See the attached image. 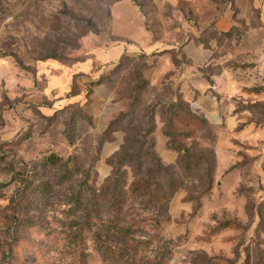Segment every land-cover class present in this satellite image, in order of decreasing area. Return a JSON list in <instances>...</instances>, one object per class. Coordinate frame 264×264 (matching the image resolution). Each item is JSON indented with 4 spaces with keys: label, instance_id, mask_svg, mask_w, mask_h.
Listing matches in <instances>:
<instances>
[{
    "label": "rangeland",
    "instance_id": "1",
    "mask_svg": "<svg viewBox=\"0 0 264 264\" xmlns=\"http://www.w3.org/2000/svg\"><path fill=\"white\" fill-rule=\"evenodd\" d=\"M116 1L0 0V264L14 237L43 240L9 209L21 190H29L30 216L54 222L62 236L83 215L81 209L68 212L67 204L81 194L85 205L112 172L124 193L140 179L149 180L150 188L159 182L164 193L175 189L168 213L158 217L167 219L168 264H264V0H210L229 11L234 24L228 32L208 33L217 42L211 70H238L252 83L247 99L236 104L241 122L235 136L225 126L208 124L186 101L177 76L186 70L185 62L174 55L162 76L156 74L158 60L142 52L104 66L100 77L95 72L100 65L92 73L75 69L94 57L95 49L110 45L112 7L121 2ZM126 1L141 3L145 24L156 26L157 37L180 24V14L177 18L169 5ZM101 77L120 104L113 120L126 116L108 133L94 130L93 104L85 94L90 82ZM148 112L154 132L147 140L162 165L170 167L166 172L158 173L149 161V145L141 151L145 132L130 130L145 128ZM250 130L254 134L244 135ZM116 131L123 134V143L113 155L121 156L104 177L100 161ZM51 155L76 158L78 170L70 181L65 167L47 168L45 159ZM209 180L211 190L201 196ZM124 195L118 198L122 220L160 214L148 196ZM45 253L50 263L69 262L58 248ZM157 260L150 253L140 264Z\"/></svg>",
    "mask_w": 264,
    "mask_h": 264
},
{
    "label": "crops",
    "instance_id": "2",
    "mask_svg": "<svg viewBox=\"0 0 264 264\" xmlns=\"http://www.w3.org/2000/svg\"><path fill=\"white\" fill-rule=\"evenodd\" d=\"M149 1L160 7H173L177 18L180 14V24L168 31L164 29V35L157 37L158 29L154 25L146 26V15L140 7L130 5L126 0L118 2L112 7L110 45L95 49L93 59H86V62L78 63L77 68H72L77 70L80 67L79 70L92 73L94 66L100 65L95 70L96 76L100 77L104 66L117 64L125 55L142 52L158 60L156 74L162 76V68H169L173 64L174 55L175 60L185 62L186 70L180 71L177 76L181 78L179 83H182L186 101L197 106L198 114L208 124L215 127L225 126L227 133L235 136L241 122V113L236 104L247 99V87L252 83L247 79L248 76L244 77L238 70H211L210 66L215 65L216 61L214 52L217 42L213 37L208 38V33L219 34L233 28L230 12L218 9L210 0ZM152 19L156 20V16ZM74 74L75 71L72 72ZM89 98L93 104L94 130L103 133L121 111L120 104L113 89L106 83L93 87ZM252 133L254 134V130L244 135ZM112 137V143L104 146L100 161V172L104 173V177L110 172L107 160L119 151L123 143L121 132H114Z\"/></svg>",
    "mask_w": 264,
    "mask_h": 264
},
{
    "label": "trees",
    "instance_id": "3",
    "mask_svg": "<svg viewBox=\"0 0 264 264\" xmlns=\"http://www.w3.org/2000/svg\"><path fill=\"white\" fill-rule=\"evenodd\" d=\"M118 1L122 0H117L116 2ZM138 7L142 8L141 3H138ZM103 83L107 84V81L102 77L91 81V90L85 93L89 95L88 97L86 96V99L90 97L93 87ZM81 94L78 93L76 96L80 97ZM148 114L149 112L143 116L147 117L145 128L139 129L138 126H135L130 128V130L135 131V134H138L140 131L145 132V140L141 151L144 150L146 145H149V148L145 151L149 161L153 165L155 163L158 173L166 172L170 167L162 165L161 160L154 152V146L149 144L147 140V137L154 132L152 115L148 116ZM125 117V115H122L118 119L111 121L103 133L111 131V127L115 122ZM133 142L137 143L138 140L134 138ZM183 152L186 157L190 156L189 150H183ZM120 156V153L113 155L107 160V164L114 168V162ZM75 159V157L70 156L67 160H64L63 158L51 155L45 159V165L47 168L58 167L59 165L65 167L68 180L70 181L75 175L73 170H78ZM124 159L120 158L121 161ZM148 181L140 179V181L134 182L124 193L119 189L120 181L118 180L117 172H112L105 180L98 194L94 192L93 198L87 201L85 205L81 194L76 196L74 202L72 201L67 204L70 208L68 212L74 209H81L83 215L80 218L72 220L67 225L70 231L64 234L61 233L62 236L58 233L54 222L48 221L41 216H30L29 208L32 206V203L29 190H21L18 197L12 198L9 209H12L16 213L15 215L18 219L23 220L21 222L26 223L30 229L43 236V240L36 241L24 239L20 236L14 237L4 247V251L1 254L3 258L1 264H55L49 262L45 253L49 251V247L58 248L64 252L65 258L69 261L67 264H140L143 263L150 253H156V260H158L154 264H168L170 250L168 242L163 238V223L167 219H160L158 217L163 216L162 214H166V212L168 213L170 197L174 194L175 189L173 188L169 193H164L161 190L159 182H154L153 188H150ZM210 183L211 181L209 180V186L201 196L209 193L211 190ZM85 186H87V182ZM85 190L89 192L91 188L87 186ZM131 192H138L142 196H148V203H154L155 207L158 206L160 214L157 215L155 213L154 215L153 213L151 216H141L134 219L127 217L122 220L123 214L121 212L123 211V206H120L121 201L118 198L121 199L122 194L127 195L131 194ZM110 210L113 211V214H110ZM45 243L50 246L45 247ZM28 251L31 254L26 257Z\"/></svg>",
    "mask_w": 264,
    "mask_h": 264
},
{
    "label": "built area",
    "instance_id": "4",
    "mask_svg": "<svg viewBox=\"0 0 264 264\" xmlns=\"http://www.w3.org/2000/svg\"><path fill=\"white\" fill-rule=\"evenodd\" d=\"M192 107H193L194 111L199 112V109L197 108V106H192Z\"/></svg>",
    "mask_w": 264,
    "mask_h": 264
}]
</instances>
